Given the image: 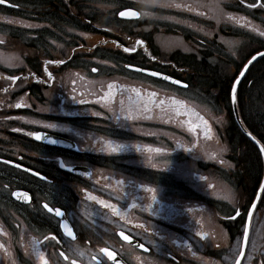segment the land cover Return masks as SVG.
<instances>
[{
  "label": "flooded vegetation",
  "instance_id": "1",
  "mask_svg": "<svg viewBox=\"0 0 264 264\" xmlns=\"http://www.w3.org/2000/svg\"><path fill=\"white\" fill-rule=\"evenodd\" d=\"M129 9L139 15H120ZM261 9L264 0H0V264H115L102 248L127 264H235L253 179L239 177L237 154L223 155L212 119L188 113L197 102L178 94L189 82L151 72L184 80L189 57L212 69L236 35L225 21ZM106 141L127 149L103 151ZM240 264H264V188Z\"/></svg>",
  "mask_w": 264,
  "mask_h": 264
},
{
  "label": "trees",
  "instance_id": "2",
  "mask_svg": "<svg viewBox=\"0 0 264 264\" xmlns=\"http://www.w3.org/2000/svg\"><path fill=\"white\" fill-rule=\"evenodd\" d=\"M262 15L264 16V10ZM263 16L259 21L264 22ZM254 43L256 46L250 56L264 49V42ZM246 45L247 48L250 47L251 42L243 43L242 48ZM204 61H196L193 57L187 58L186 62L193 68L187 77L189 85L194 86L199 82L200 94L217 105L213 112L223 113L218 122L223 145L229 152V159L237 154L239 177L249 175L253 179V190L256 192L262 178L264 163L257 145L240 129L234 118L231 88L238 71H231L227 66L230 63L224 57L218 58L212 69L205 68V65L209 64ZM237 103L244 126L264 145V55L252 62L239 82Z\"/></svg>",
  "mask_w": 264,
  "mask_h": 264
},
{
  "label": "rangeland",
  "instance_id": "3",
  "mask_svg": "<svg viewBox=\"0 0 264 264\" xmlns=\"http://www.w3.org/2000/svg\"><path fill=\"white\" fill-rule=\"evenodd\" d=\"M248 12L253 13V15H251L253 19L247 20L245 18L239 17L238 20H242V22L237 23V26H234L233 24H231L229 20L225 21V24L223 25L224 29L231 31L235 33L236 35H234L232 39L223 40L221 44H219V46L217 47L216 52L218 53V55L224 57V59H226L230 63V65L228 64L227 66L230 68L231 71L240 70L244 61L250 56V54L255 49L256 44L254 43V41L264 42V22L259 21L262 15V13H260L261 11L257 13L253 10H249ZM248 25H251V27H248ZM245 42L246 43L251 42L250 47L247 48V45H246L244 48H242L243 43ZM183 76L187 77V74H183ZM195 87L196 88L199 87V82L195 83L194 87L191 89H180V90L178 89L180 93L178 95L191 98L197 102L195 105L193 104L190 105L191 108L188 113L193 114L194 109H196L197 111H200L208 115L209 118H215L217 120H220L223 116V113H219L218 111H216V113L213 112V110L217 108V105L212 104L211 99H207L206 97L201 96L200 93L196 92ZM177 111H179V109L177 108V105H176L175 107L176 115L178 114ZM187 122L188 121H185V122L176 121V124H178L180 128H183L185 127L184 124H186ZM212 125L214 128L213 122H212ZM175 137H176L175 139L176 142L178 140L182 141V139L178 137L177 135ZM223 155L230 156L228 155L226 149L224 150Z\"/></svg>",
  "mask_w": 264,
  "mask_h": 264
},
{
  "label": "snow or ice",
  "instance_id": "4",
  "mask_svg": "<svg viewBox=\"0 0 264 264\" xmlns=\"http://www.w3.org/2000/svg\"><path fill=\"white\" fill-rule=\"evenodd\" d=\"M257 3H259V0H257ZM174 6L177 7V8L180 7L179 4H176ZM120 15L121 16H126L127 15V16L136 17V16L139 15V13H137V12L132 11L131 9H129L127 11L120 12ZM229 16L231 17V14H229ZM231 18L232 19H236L235 17H231ZM241 22H242V20H237V23H241ZM248 27H251V25H248ZM137 43L138 44H143V41H137ZM124 50L127 51V52H134L135 51L134 48H132V49H127L126 48ZM257 55H261V53H257ZM255 58L256 57L254 56L252 59H255ZM153 59H155V58L153 57ZM61 63H62V61H61ZM249 63H251V61H249ZM128 67H133V66L132 65H128ZM245 67H247V65H245ZM137 70L138 71H148L147 69H137ZM93 71H95V69H93ZM151 74L154 75V76H160V75H162L159 72H152ZM241 75H243V73H241ZM164 78L165 79H169V80L172 79L171 77H164ZM11 79L15 80L16 77H12ZM175 83H180V81H175ZM109 87L111 88L112 85H109ZM232 90H233V97H232V99H233V101H235V85H233V89ZM133 91H135V92L138 93L139 90L138 89H133ZM149 95L152 96V97H155V93H150ZM176 103H180V102H176ZM160 104H163V100L160 101ZM145 107L147 108V106H145ZM128 118L131 119V116L129 115ZM206 123L207 122H205V124ZM48 127L49 128H56L57 125L56 124H49ZM36 135H37V138H39V134H36ZM253 139H255V138L253 137ZM105 144L107 146L104 149H102L103 151H109V152L115 153V152H119L121 150H126L127 149V146L124 145V144H113L112 142H109V141H106ZM134 147H135V150L136 151H139L140 150L138 146H134ZM157 151H159V150L157 149ZM261 151L264 152V148H262ZM213 155H215V153H213ZM60 164H61L62 167H68L69 170L77 171V170L73 169L71 167V165L66 166L62 161L60 162ZM153 167H155V165H153ZM77 174H79V171H77ZM261 188H264V183L261 184ZM13 195H16V193H13ZM153 199H155V197H153ZM253 207H255V204L254 203H253ZM44 208L47 209L48 212L54 213V215L57 216V217H63L64 216V211L60 207L52 208L47 203H45L44 204ZM251 214H252L251 213V209H249L248 216L250 217ZM236 215L237 216L240 215L239 210L236 211ZM61 227L62 228H67V222L62 220L61 221ZM243 232H244L245 239H247V235H248L247 222H245ZM67 235L68 236H73V232L69 229L67 231ZM197 235L200 236L201 238H203V235L204 234L198 233ZM125 239H127V237H125ZM140 247H143V245H140ZM100 252L103 253V254H105L107 256L108 260H110V261L114 260V258H115V253L109 251L107 248L100 249ZM61 255H63V253H61ZM241 255H243V248H241ZM41 258L43 259V257H41ZM92 259L93 260H98V257H95L94 256ZM72 264H77V262L76 261H73ZM115 264H120V262L118 260H116L115 261ZM237 264H240V258L239 257H237Z\"/></svg>",
  "mask_w": 264,
  "mask_h": 264
},
{
  "label": "water",
  "instance_id": "5",
  "mask_svg": "<svg viewBox=\"0 0 264 264\" xmlns=\"http://www.w3.org/2000/svg\"><path fill=\"white\" fill-rule=\"evenodd\" d=\"M257 53H261V55H263L264 54V50H261V51H259V52H256L255 54H253L247 61H246V63L243 65V67H242V69H241V71L239 72V74H238V76L236 77V79L234 80V83H233V85H235V101H233V99H232V97H233V90H231V103H232V110H233V113H234V117H235V120H236V122H237V124L240 126V128L244 131V133H246V135L247 136H249V138L251 139V140H253L256 144H257V146L260 148V150L262 149V148H264L263 147V145H262V143L256 138V137H254V135H252L246 128H245V126L243 125V123H242V121H241V117H240V114H239V110H238V105H237V98H236V91H237V86H238V83L240 82V80H241V78L244 76V74L246 73V70L248 69V67H249V65L257 58V57H259V56H261V55H257ZM256 57L255 59H252L253 57ZM249 61H251V63H249ZM245 65H247V67H245ZM152 72H154V71H152ZM151 72V73H152ZM156 72V71H155ZM160 73V72H159ZM241 73H243V75H241ZM162 75H160V76H158L159 78H161V79H164V80H168V81H170V82H173V83H175V81H180V83H175V84H177V85H180V86H186L187 84H186V82H184V81H182V80H180V79H177V78H175V77H172V76H170V75H167V74H164V73H161ZM164 77H171L172 79H165ZM239 78V79H238ZM232 89H233V86H232ZM253 137L255 138V139H253ZM262 152V151H261ZM262 155H263V159H264V152H262ZM262 183H264V176H263V182ZM261 187H260V189L258 190V193H257V196H256V199H255V201H254V204H256V201H257V199H258V197H259V195H260V192H261ZM22 199V198H21ZM253 209H254V207H253V205H252V207H251V213H252V211H253ZM251 217V216H250ZM250 217L248 216V219H247V226H248V228H249V224H250ZM244 246H245V238H244V244H243V251H244ZM241 257H242V255L240 254V256H239V258H240V260H241ZM115 261L116 260H118L119 262H120V264H126L124 261H122L121 259L119 260V259H114ZM235 264H237V261H236V263Z\"/></svg>",
  "mask_w": 264,
  "mask_h": 264
}]
</instances>
